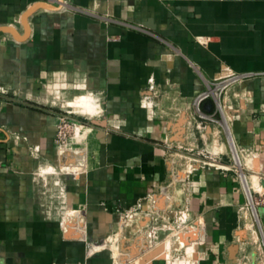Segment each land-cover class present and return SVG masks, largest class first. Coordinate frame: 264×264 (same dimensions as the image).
Segmentation results:
<instances>
[{
  "label": "crops",
  "instance_id": "1",
  "mask_svg": "<svg viewBox=\"0 0 264 264\" xmlns=\"http://www.w3.org/2000/svg\"><path fill=\"white\" fill-rule=\"evenodd\" d=\"M60 1L0 0V27H14L21 37L30 8L58 7L35 11L23 41L0 32V264H170L168 247L173 253L174 237L187 233L185 227L162 242L157 235L164 228L155 229L153 246L145 248L141 234L152 224L145 218L139 231L129 230L141 238L132 247L141 253L124 250L116 263L110 248L92 247L118 231L120 212L148 194L173 193L174 152L165 141L192 143L186 128L194 98L226 68L257 73L225 102L231 132L250 161L245 169L252 168L248 173L257 175L264 193V0ZM86 94L98 98L101 113L86 118L83 148L63 155L56 143L59 115L72 112L61 105ZM147 97L159 115H152ZM203 110L212 113V102ZM208 135L214 137L212 127ZM195 138L202 146L197 132ZM72 163L61 172L69 174L58 175L69 211L64 222L44 211L38 173ZM191 181L190 212L203 237L196 262L236 263L245 248L240 241L248 238L238 175L200 167ZM259 213L264 227V209ZM79 226L83 233L76 235ZM190 234L179 238L185 256L199 237Z\"/></svg>",
  "mask_w": 264,
  "mask_h": 264
},
{
  "label": "built area",
  "instance_id": "2",
  "mask_svg": "<svg viewBox=\"0 0 264 264\" xmlns=\"http://www.w3.org/2000/svg\"><path fill=\"white\" fill-rule=\"evenodd\" d=\"M55 1L57 3H61L60 0ZM255 75H257V73H237L230 70L229 68H226L215 79L206 82L205 89L198 92L194 98V113L191 115V119L189 120V127L187 126L186 128L187 131L189 130L187 135L189 134L193 138V140H191L192 143H190L188 146L183 144L173 145V142H171L170 139L171 137L167 138L165 141L168 150L174 152L172 156H169V163L171 165L170 186L173 188V193L164 195H158L154 193L148 194L143 200L139 201L132 208L120 212V224L118 229L120 233H125L132 228L136 231H139L140 221L143 222L145 218L146 221H152V224H156L158 221H165L166 223L170 224V216L171 214H174L173 224L176 226V228H181V226H184L188 231L185 233L186 240L191 238L189 235L191 236L190 233L192 231L199 235V241L197 245L198 248L200 241L202 240L201 238L203 237L202 231L200 229L201 227H199V222L191 216L190 212L191 203L189 196L192 188L191 175L200 167L215 168L223 172H235L239 177L246 197L245 203L240 207V214L243 222L242 226L247 232L248 238L246 240L240 241V245L243 244L245 248L243 249V254L239 257V260L233 264H264V227L262 225L259 213L260 209H264V193L260 190H252L249 191L250 197L247 193L243 183V175L245 177V175L249 174L248 171H251L252 168H247L249 169L247 170L244 166L239 168L235 164L234 151L241 152V150L231 132L232 117L227 112V105L225 102L226 96L228 95L229 91H231V89H233L243 80L249 79ZM149 89L151 91L156 89L154 79L149 80ZM145 101L149 105L152 115H159L156 113V109L158 108L157 104H155L154 101L149 97L145 98ZM206 101L212 102L214 107L212 113H207L203 110V104ZM71 114L72 113L70 112H62L59 115L56 143L61 151L63 146H67L72 140L71 134L72 132H75L77 125L81 124L85 126L84 123L73 121L72 117L70 116ZM218 115H220V118ZM225 116L229 119L230 128L228 129V133L223 124ZM194 126L196 127V131H194L192 128ZM210 127L213 128L214 136L218 137V139L214 137L211 139L209 137L208 131ZM196 132L197 137L201 139L202 145L206 147L205 150L208 155L203 153V149L200 150L201 146L197 143V138H195ZM214 140H216L217 144L222 149L216 152H211L208 150V147H210L209 142L212 144ZM224 149H226V151ZM228 151L231 153V158L234 164L233 166L228 165L227 161L224 160L225 158H229ZM65 153L67 152H63V155ZM200 155H203V157H198ZM206 160H211L212 163H209ZM179 184L183 187L182 200L180 203H178V205V200H175L173 205H169V203H166V200L169 197H173V194L177 191L176 187ZM56 185L59 187L57 188L59 194V190L62 188L59 186V184ZM59 199H61V208L66 210L67 207L65 202L62 200V197L60 196ZM176 207L180 209L174 212ZM73 212L77 217H81L80 211ZM247 212L248 215L246 214ZM251 226L257 231L260 240H256L254 238L255 233L253 232ZM176 239L174 237V242H176ZM196 264H198V262H196Z\"/></svg>",
  "mask_w": 264,
  "mask_h": 264
},
{
  "label": "rangeland",
  "instance_id": "3",
  "mask_svg": "<svg viewBox=\"0 0 264 264\" xmlns=\"http://www.w3.org/2000/svg\"><path fill=\"white\" fill-rule=\"evenodd\" d=\"M97 98V97H96ZM98 99V98H97ZM62 106V105H61ZM62 108L66 109L67 110V106H62ZM70 109V108H68ZM70 111L73 113L71 114L70 116L72 117L73 121H76V122H81V123H84L85 121L87 122L88 120L87 119H92L96 116H93V117H85V116H82L81 114L79 113H74L72 109H70ZM219 118H220V115H218ZM85 117V118H84ZM85 125V123H84ZM77 126H81V130H82V134H83V131L87 128L81 124L77 125ZM72 140L70 141V143L67 145V146H63L62 148V151L63 152H76L77 150L82 149L83 148V144H79L80 142L78 141L79 140V137H75V132L73 133L72 132ZM214 138H217L218 137H215ZM80 141L82 142L83 141V137L82 139H80ZM86 143V139L84 141ZM74 145H73V144ZM83 145V146H82ZM209 145L210 147H208V150L209 151H218L220 149H222L216 142V140H214V142L211 144V142H209ZM203 149V153L205 155H208V153L206 152V147L204 145L201 146L200 150ZM76 150V151H75ZM226 151V149H224ZM205 151V152H204ZM229 153V158H225L224 160L227 161L228 165H234L233 164V161H232V158H231V153L230 151H228ZM198 157H203V155H200ZM244 160L246 161V164L245 166H249L250 165V161L245 157L243 156ZM207 162L209 163H212L211 160H206ZM68 166H71V167H74V163L73 164H64L62 165V168H59V166L55 167V165H46L44 166L40 172L38 173V177H39V182H40V187L42 189V193H41V197H42V201L44 203V211L48 214V217L52 216V217H60L59 219L60 220H63L65 219L66 217V214L67 210H63L61 208V205H60V201L61 199H59V194H58V190L57 188H59L56 184H61V182L59 181L58 179V175L59 176H66L67 174L69 173H64L61 174L62 171H66V169H70ZM62 169V170H60ZM248 175H253V174H248ZM184 177V176H183ZM176 192L173 194V197L175 198V200H178L177 202V205L178 203L181 202L182 200V193H183V187L179 184L177 187H176ZM171 197V199L174 200V198ZM180 208H177L176 207V211H178ZM173 218H174V214L170 216V224L166 223L165 221H158L156 224H151V226L149 228H147L144 232V234H141L143 235L144 237V246H146L145 248L147 247H150L153 246V243L151 242L152 241V232H155V229L157 228H167L166 226H173V227H176L173 223ZM165 226V227H164ZM254 228H252L253 230ZM253 232L255 233L254 234V238H259V235L256 236L257 231L256 230H253ZM121 234V239H120V235ZM157 236H160L161 238V242L162 241H165L167 239V232L166 231H163L162 234H159ZM256 239V240H258ZM120 241V242H119ZM139 241H141V238H139L136 234H132L130 231H127L125 233H120L119 231L118 232H115L112 237L108 238L105 240V242H107L108 244L106 245V247L110 248L111 250V253L113 255V261L115 262L116 260H119V259H123L122 257L124 256L125 252H123L124 250H132V247L135 246ZM174 241V240H173ZM104 242V243H105ZM101 245V244H99ZM173 246V245H172ZM154 248V247H153ZM128 251V252H129ZM174 252V255L175 257H183L185 256V250L183 248L181 249H174L173 250ZM148 254V253H147ZM123 255V256H122ZM198 255V254H197ZM125 258V257H124ZM132 260H127L126 261H123V263H130ZM165 263H167V260H163ZM116 263V262H115ZM117 264H121V263H118Z\"/></svg>",
  "mask_w": 264,
  "mask_h": 264
},
{
  "label": "bare ground",
  "instance_id": "4",
  "mask_svg": "<svg viewBox=\"0 0 264 264\" xmlns=\"http://www.w3.org/2000/svg\"><path fill=\"white\" fill-rule=\"evenodd\" d=\"M62 106H67L68 108L72 109L74 113H79L82 116L89 117V118L93 117V116H96V115H99L101 113L100 102L96 98V96L93 95V94H86V95L78 96L73 101H68L67 103H63ZM224 114H225V110H224ZM223 124H224L225 129H226V131L228 133V129L230 128V125H229V119L226 116H225V119L223 121ZM75 137H77V138L79 137L78 141L81 142L80 139H82V137H83L81 126H77L76 127V129H75ZM234 152H235V156H234L235 164L239 168H241L242 166L245 167L246 161L243 159L244 157L242 156V154L239 151H237V152L234 151ZM243 183H244V186H245V188L247 190V193H248L249 197H250V192L249 191L260 189V183H259V179H258L257 175H248L247 174V175H245V177L243 175ZM59 191H60L59 195L61 197H63L64 190L60 189ZM170 198L171 197H169V199ZM246 214L248 215V212ZM166 227L167 228H164L163 231L175 232L176 234H178V231H182V229H184V226H181V228H176V227H173L172 225L171 226H166ZM252 228H254V227H252ZM253 230H255V229H253ZM82 233H83V228H82V226L81 227L79 226L77 228L76 235H81ZM185 233H186V231L182 232L180 235H176L175 239L176 238L177 239H176L175 244L173 245V250L174 249H181V248L185 247V243L179 242V238L180 237H184ZM257 235L258 234H256V236ZM201 239H203V238H201ZM256 239H258V238H256ZM198 241H199V239L194 241L189 246L188 256L175 257V255L171 251V248L168 247L167 254L169 255V258H170V261H169L170 264H196V260L198 258V255H197L198 254V248H197ZM107 244H108L107 242H105V243H103L101 245L95 244L92 247V251L94 252L96 250L103 249V248L106 247ZM129 253L139 254V253H141V249H138V248L134 247V249H132L131 252L129 251Z\"/></svg>",
  "mask_w": 264,
  "mask_h": 264
},
{
  "label": "water",
  "instance_id": "5",
  "mask_svg": "<svg viewBox=\"0 0 264 264\" xmlns=\"http://www.w3.org/2000/svg\"><path fill=\"white\" fill-rule=\"evenodd\" d=\"M44 7V8H49V9H56L58 7L50 5L47 2H41L36 5H34L32 8H30L23 16H22V24L26 29V37H21L17 30L14 27L11 26H1L0 27V32H5V33H10L12 34L17 40L23 41L27 38L28 33H29V18L31 15L37 11L39 8ZM73 164V163H72ZM69 165V164H68ZM162 206V205H161Z\"/></svg>",
  "mask_w": 264,
  "mask_h": 264
}]
</instances>
